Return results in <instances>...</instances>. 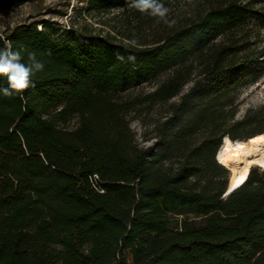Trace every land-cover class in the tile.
Listing matches in <instances>:
<instances>
[{"label": "trees", "instance_id": "1", "mask_svg": "<svg viewBox=\"0 0 264 264\" xmlns=\"http://www.w3.org/2000/svg\"><path fill=\"white\" fill-rule=\"evenodd\" d=\"M6 42L44 68L0 92V264H264V171L225 196L216 158L226 134L264 131H239L262 107L228 123L233 90L264 72V0H210L151 44L46 18L0 31ZM174 97L140 145L130 114Z\"/></svg>", "mask_w": 264, "mask_h": 264}, {"label": "rangeland", "instance_id": "2", "mask_svg": "<svg viewBox=\"0 0 264 264\" xmlns=\"http://www.w3.org/2000/svg\"><path fill=\"white\" fill-rule=\"evenodd\" d=\"M88 2L89 0L26 1L17 6L0 10V31L6 28L12 29L18 24L28 23L33 19L46 18L55 19L67 27L75 24L90 32L105 35L116 42L151 44L153 39L160 33L184 22L187 17H192L200 11H204L210 0H169L166 5L169 10L165 17L167 23L159 17H139L133 9L132 0L127 2V6L125 4L126 0H122L119 4L108 8L99 4L89 5ZM189 85L190 83L186 85L185 89ZM154 86L153 83L145 82L133 91L143 97ZM232 93L234 94L236 113L233 118H229L228 123L242 119L252 110L262 107L264 111V72L257 80L243 81ZM177 100L178 97H174L168 102L160 101L152 106L139 108L136 112L130 114L132 117L131 127L140 145L147 146L156 141V124L163 121L169 114L171 101ZM263 126L264 116L258 121L239 128V131H255ZM202 131L200 129L195 136L199 137ZM251 168H257L260 172L264 171V167L259 164H255ZM226 174L229 179V169ZM190 216L200 219L199 216L194 214Z\"/></svg>", "mask_w": 264, "mask_h": 264}, {"label": "clouds", "instance_id": "3", "mask_svg": "<svg viewBox=\"0 0 264 264\" xmlns=\"http://www.w3.org/2000/svg\"><path fill=\"white\" fill-rule=\"evenodd\" d=\"M134 6L141 13H147L153 17L165 20L168 8L160 0H134ZM167 23V21L165 20ZM44 64L38 61L35 54L29 55V62L23 63L18 50L12 48L11 42H6L0 48V76L6 77L7 87L0 88L5 96L21 94L24 90L33 86L32 76L42 71Z\"/></svg>", "mask_w": 264, "mask_h": 264}, {"label": "bare ground", "instance_id": "4", "mask_svg": "<svg viewBox=\"0 0 264 264\" xmlns=\"http://www.w3.org/2000/svg\"><path fill=\"white\" fill-rule=\"evenodd\" d=\"M217 159L230 170L229 189L242 182L255 164L264 167V131L250 138L224 136L216 153Z\"/></svg>", "mask_w": 264, "mask_h": 264}, {"label": "water", "instance_id": "5", "mask_svg": "<svg viewBox=\"0 0 264 264\" xmlns=\"http://www.w3.org/2000/svg\"><path fill=\"white\" fill-rule=\"evenodd\" d=\"M223 140H224V136H223V138H222V141H223ZM217 151H218V150H217ZM234 189H235V187L229 189V182H228V185H227V187H226V189H225L224 195L226 196V195L230 194Z\"/></svg>", "mask_w": 264, "mask_h": 264}, {"label": "built area", "instance_id": "6", "mask_svg": "<svg viewBox=\"0 0 264 264\" xmlns=\"http://www.w3.org/2000/svg\"><path fill=\"white\" fill-rule=\"evenodd\" d=\"M40 27V26H39ZM96 176V175H95Z\"/></svg>", "mask_w": 264, "mask_h": 264}]
</instances>
